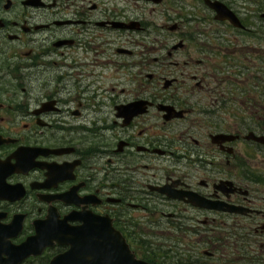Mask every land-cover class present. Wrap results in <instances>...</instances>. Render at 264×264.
<instances>
[{"label": "flooded vegetation", "instance_id": "1", "mask_svg": "<svg viewBox=\"0 0 264 264\" xmlns=\"http://www.w3.org/2000/svg\"><path fill=\"white\" fill-rule=\"evenodd\" d=\"M251 133L264 0H0V264H264Z\"/></svg>", "mask_w": 264, "mask_h": 264}, {"label": "water", "instance_id": "2", "mask_svg": "<svg viewBox=\"0 0 264 264\" xmlns=\"http://www.w3.org/2000/svg\"><path fill=\"white\" fill-rule=\"evenodd\" d=\"M212 4L217 8V10L219 12H222V10L219 9L218 3L214 2ZM226 12L225 11L223 12V13H225V14H223V16L224 17L228 16L229 18L233 19V16L230 13H228V11H226ZM133 104H145V102L140 101V102H136ZM251 136H253L254 139L259 140V141L264 140L263 137L256 136V135H254V133H251ZM104 237H105L104 242L98 241L95 244L96 248H95L94 252L96 254H99V255H104V260L102 259V262L99 261L96 264H116L115 255L117 253H121V254L129 253V248H128L127 244L125 243L124 239L112 227H111V229L105 231ZM118 245H122V248L120 250H116V249H118V247H117ZM61 261L64 262L62 264H68L66 262L67 258H65V257L63 259H61ZM127 264H148V263L135 259L133 254H132L130 262Z\"/></svg>", "mask_w": 264, "mask_h": 264}, {"label": "rangeland", "instance_id": "3", "mask_svg": "<svg viewBox=\"0 0 264 264\" xmlns=\"http://www.w3.org/2000/svg\"><path fill=\"white\" fill-rule=\"evenodd\" d=\"M160 7H162V6H160ZM160 7H158V9H160ZM158 22H161V20L160 19H158ZM164 31H166V30H164ZM155 36V35H154Z\"/></svg>", "mask_w": 264, "mask_h": 264}]
</instances>
